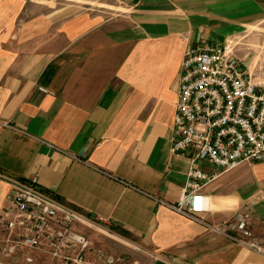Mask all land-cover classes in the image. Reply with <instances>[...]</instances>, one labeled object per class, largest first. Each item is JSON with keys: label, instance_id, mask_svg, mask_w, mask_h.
Instances as JSON below:
<instances>
[{"label": "crops", "instance_id": "1", "mask_svg": "<svg viewBox=\"0 0 264 264\" xmlns=\"http://www.w3.org/2000/svg\"><path fill=\"white\" fill-rule=\"evenodd\" d=\"M261 23L264 0H0V176L80 212L74 228L125 264H264L167 207L189 167L171 152L184 50ZM197 206L211 226L247 207L264 247V162L222 174ZM12 212L0 179V264H55L45 248L6 251Z\"/></svg>", "mask_w": 264, "mask_h": 264}, {"label": "built area", "instance_id": "2", "mask_svg": "<svg viewBox=\"0 0 264 264\" xmlns=\"http://www.w3.org/2000/svg\"><path fill=\"white\" fill-rule=\"evenodd\" d=\"M230 42L197 44L184 50L171 152L188 157L189 167L178 202L167 207L264 256V247L253 234L247 207L217 226L198 216L202 208L197 206V200L205 186L242 163L264 162V87L245 71ZM199 162H206L214 172L204 171ZM0 179L10 185L13 204L12 214H4L1 219L8 233L6 251L15 247L45 248L55 264H125L123 256L94 247L86 235L74 228L89 224L80 212L34 184L4 176Z\"/></svg>", "mask_w": 264, "mask_h": 264}, {"label": "rangeland", "instance_id": "3", "mask_svg": "<svg viewBox=\"0 0 264 264\" xmlns=\"http://www.w3.org/2000/svg\"><path fill=\"white\" fill-rule=\"evenodd\" d=\"M234 41H237L236 46ZM234 41L232 48L237 58L246 64L252 78L264 85V23Z\"/></svg>", "mask_w": 264, "mask_h": 264}, {"label": "bare ground", "instance_id": "4", "mask_svg": "<svg viewBox=\"0 0 264 264\" xmlns=\"http://www.w3.org/2000/svg\"><path fill=\"white\" fill-rule=\"evenodd\" d=\"M230 43H231V46L234 47L233 44H232V41H231ZM249 66H250V65H249ZM250 71H251V70H250Z\"/></svg>", "mask_w": 264, "mask_h": 264}]
</instances>
